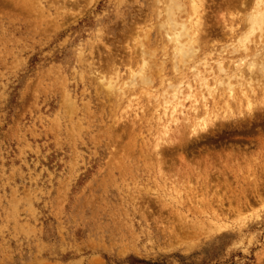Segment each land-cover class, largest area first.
<instances>
[{"label":"rangeland","instance_id":"rangeland-1","mask_svg":"<svg viewBox=\"0 0 264 264\" xmlns=\"http://www.w3.org/2000/svg\"><path fill=\"white\" fill-rule=\"evenodd\" d=\"M167 1L0 0V264H264L256 0Z\"/></svg>","mask_w":264,"mask_h":264},{"label":"bare ground","instance_id":"bare-ground-1","mask_svg":"<svg viewBox=\"0 0 264 264\" xmlns=\"http://www.w3.org/2000/svg\"><path fill=\"white\" fill-rule=\"evenodd\" d=\"M172 1V0H171ZM170 1V2H171ZM179 1L180 0H178V1H176L175 2V0H173L172 2L173 3H171V4H173L172 6H171V4L169 5L168 4V2H169V0L166 2L167 4H168V6L170 7V9L168 10V8H166V11H167V16H169L170 17V21L169 20H166V21H168V25H169V27H171L170 29L172 30V32L171 33H173V39L171 38V35H169V37L173 40V41H175L174 43H176L175 45H179V47H175L176 49H175V51H176V53L177 54H179L178 56L179 57H181V60H182V63H184L185 61H184V59H186L187 58V60H188V58H190L189 56L190 55H193V54H196V47H194V45H195V42L197 41H195V39L197 38L196 36H197V34H199L200 32H199V27H200V19H201V13H200V5H201V3H198V1H200V0H192L190 3H191V5H192V13L191 14H189L188 15V18H187V22L186 23H183L182 21H181V23L178 21V20H175L176 19V17L175 16H177V15H175V12L176 11H174V9L175 8H178L179 10H181V3L182 2H180L179 3ZM178 2V3H177ZM256 4V7L254 8V10H253V12H251L250 13V16L248 15V18H249V20L247 21L248 23L246 24L247 25V28H246V32L244 33V35L242 36V37H240V40H239V46H237V45H235L236 47H239V49L240 48H244L245 49V51L247 50V45H249V44H252V43H254V38H255V35L257 34V33H259V36H258V38H264V37H262V36H264V0H256V2H255ZM166 4V5H167ZM200 4V5H199ZM184 5V4H183ZM164 7H166V6H164ZM183 9V8H182ZM176 10V9H175ZM178 10V12H180ZM185 11V10H184ZM184 11H182V12H184ZM165 12V11H164ZM186 12V11H185ZM186 14V13H185ZM160 15V14H159ZM161 17V16H160ZM166 17V16H165ZM175 17V18H174ZM163 23V22H162ZM164 23H166L165 21H164ZM163 23V26L165 25ZM202 24V23H201ZM161 26V25H160ZM177 27H179L178 29H177ZM170 29H168V30H170ZM166 31V30H165ZM167 33H168V31H166ZM169 34V33H168ZM201 34V33H200ZM196 37V38H195ZM169 38V39H170ZM186 38V43L183 41H181V39L183 40V39H185ZM259 40V39H258ZM173 41H172V43H173ZM241 41V42H240ZM198 42V41H197ZM185 43V44H184ZM237 43V42H236ZM197 46V45H196ZM234 48V47H233ZM237 49V48H236ZM244 49H242V50H244ZM235 50V49H234ZM248 50H249V48H248ZM247 50V51H248ZM234 53H236V52H234ZM191 59V58H190ZM204 59V58H203ZM178 60V59H177ZM180 60V61H181ZM202 61V60H201ZM200 61V62H201ZM204 61V60H203ZM206 61V60H205ZM148 63V62H147ZM175 63H176V60H175ZM186 63V62H185ZM187 63H188V61H187ZM142 64H144V62L142 63ZM141 64V65H142ZM198 64V63H197ZM146 66H147V64H145ZM173 65H177V67H178V65L179 64H174L173 63ZM182 65V64H181ZM181 65H179V66H181ZM195 65V64H194ZM161 66V65H160ZM183 66H185L184 64H183ZM158 67V66H157ZM176 67V69L178 70V68ZM182 67V66H181ZM180 67V68H181ZM196 67V66H195ZM146 68V67H145ZM144 67H142V69H145ZM148 71V70H147ZM141 71H139L138 73H140ZM149 72V71H148ZM135 73V72H134ZM143 73V75L146 73V69H145V71H143L142 72ZM136 74H137V72H136ZM131 75H135V74H131ZM137 75H141V74H137ZM141 75L142 77H146V75H147V73H146V75ZM185 75V74H184ZM136 76V75H135ZM134 76V77H135ZM141 76L139 77L140 79H142L141 78ZM182 76H183V74H182ZM137 77V76H136ZM148 77V76H147ZM134 79V78H133ZM139 79V80H140ZM144 79V78H143ZM147 79H149V81L147 82L146 80ZM146 80L144 79V81H145V83H149L151 80H150V78L148 77ZM137 80H138V78H137ZM183 80V79H182ZM181 80V81H182ZM130 81H132V80H130ZM144 81H141L140 80V82H143L144 83ZM180 81V82H181ZM116 82V81H115ZM152 82V81H151ZM150 82V83H151ZM114 83V82H113ZM133 83H136V81L135 82H132V84ZM149 83V84H150ZM109 84V85H108ZM108 86L110 87V85H111V87L114 85H112V83L110 84V82H108ZM116 84V83H115ZM132 84H130V85H132ZM181 84V83H180ZM134 85V84H133ZM135 85H137V83L135 84ZM138 85H139V82H138ZM188 85V84H187ZM107 86V87H108ZM115 86V85H114ZM129 86V85H128ZM174 86V85H173ZM108 87V88H109ZM170 88H171V86H170ZM113 89V88H112ZM115 89V88H114ZM171 89H173V88H171ZM181 89V88H180ZM117 90V89H116ZM182 90V89H181ZM114 91V90H113ZM118 91H119V88H118ZM117 91V92H118ZM175 91V90H174ZM179 91V90H178ZM177 92V91H176ZM175 92V94L173 95V97H176L177 96V94H178V92L176 93ZM179 93H181V92H179ZM168 95V94H167ZM190 96V95H189ZM163 97H165V96H163ZM179 99V98H178ZM246 100H250V99H248V97H247V99ZM263 100H264V98H263ZM166 101V100H165ZM179 101H180V99H179ZM179 101H177L178 102V105L180 106L181 105V103H179ZM168 102V101H167ZM166 102V103H167ZM175 102V101H174ZM250 102V101H249ZM248 102V103H249ZM166 103H164L165 105H166ZM251 103V102H250ZM248 104L246 107L248 108V111L251 109V104ZM175 104V103H174ZM247 104V103H246ZM176 105V104H175ZM177 106V105H176ZM226 106V105H225ZM175 107V106H174ZM173 107V108H174ZM171 109H172V106L170 107ZM176 108H178V107H176ZM181 108H182V106H181ZM246 108V109H247ZM164 110H166V109H164ZM169 110V109H168ZM231 110V109H230ZM172 111V110H171ZM170 111V112H171ZM174 111H176L175 109H174ZM179 111V110H178ZM228 111V110H227ZM163 112V111H162ZM173 112V111H172ZM181 112V111H180ZM165 113V112H164ZM164 113H163V115H164ZM174 113V112H173ZM173 113H170V114H173ZM240 113V112H239ZM242 113V112H241ZM207 115H209V114H207ZM240 115V114H239ZM159 116V115H158ZM170 116V115H169ZM172 116V115H171ZM211 116V115H210ZM216 116V115H215ZM214 116V117H215ZM218 116V115H217ZM228 117H229V114H228ZM158 118H160V117H158ZM173 118V117H172ZM213 117H206V118H203V119H201V120H199V122H197V120L195 119V121L196 122H194V124H195V126H194V128L192 129L193 130V132L192 133H194V134H199L201 131H205L206 129H208V127H209V125L211 124L212 125V120L214 119H212ZM175 121H176V119H174ZM173 120V121H174ZM119 121V120H118ZM160 121V120H159ZM172 121V122H173ZM174 121V122H175ZM170 122H171V120H170ZM213 124H214V122H213ZM210 125V126H211ZM169 126H170V124H169ZM163 127V126H162ZM193 127V126H192ZM164 129V128H163ZM172 129V128H171ZM170 129V127H166V129L164 130L165 132H163V136H162V138L160 137V135H159V139L157 140L156 139V143L154 144V147H155V149H157V155H159L160 153L158 152V149L160 148L161 149V146L163 145V144H166V141L168 142V141H170V140H166L167 139V137L169 136V134H170V132L172 131ZM160 134H162L161 132H159ZM170 143V142H169ZM168 143V144H169ZM173 144V143H172ZM114 145V144H113ZM151 148V147H150ZM155 153H156V150H155ZM151 154V153H150ZM160 159V158H159ZM113 160V159H112ZM116 164V163H115ZM153 177V176H152ZM174 190V189H173ZM175 192V191H174ZM179 193V192H178Z\"/></svg>","mask_w":264,"mask_h":264}]
</instances>
